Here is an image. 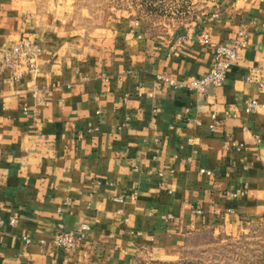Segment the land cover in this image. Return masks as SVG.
Returning <instances> with one entry per match:
<instances>
[{
    "label": "crops",
    "instance_id": "0c3cea01",
    "mask_svg": "<svg viewBox=\"0 0 264 264\" xmlns=\"http://www.w3.org/2000/svg\"><path fill=\"white\" fill-rule=\"evenodd\" d=\"M205 32L247 43L200 93L177 82L210 71ZM24 36L38 69L0 74V264L173 260L203 233L264 222V0H216L180 26L0 0V47ZM60 224L87 225L79 246L55 245Z\"/></svg>",
    "mask_w": 264,
    "mask_h": 264
},
{
    "label": "rangeland",
    "instance_id": "374dc122",
    "mask_svg": "<svg viewBox=\"0 0 264 264\" xmlns=\"http://www.w3.org/2000/svg\"><path fill=\"white\" fill-rule=\"evenodd\" d=\"M48 1V0H43ZM86 22L111 16H135L153 23L183 25L210 11L216 0H49ZM141 264H264V222L241 234L203 233L191 240L179 259Z\"/></svg>",
    "mask_w": 264,
    "mask_h": 264
},
{
    "label": "built area",
    "instance_id": "2783aa9c",
    "mask_svg": "<svg viewBox=\"0 0 264 264\" xmlns=\"http://www.w3.org/2000/svg\"><path fill=\"white\" fill-rule=\"evenodd\" d=\"M202 38L209 44L213 51L214 62L210 71L204 76H191L188 80L177 82V85L186 87L189 90L204 93L210 87L221 86L231 69V67L239 60V50L247 43L243 34L237 38L232 45L212 42L209 33L202 34ZM42 49L39 44L30 36H24L20 40L12 42L10 45L0 47V74L8 69L13 79L17 80L26 74H31L38 69L39 60ZM264 73V67L262 68ZM248 80H253L252 76L247 77ZM259 84L264 87V76L256 78ZM259 103L255 99L247 102L246 111L250 112L257 108ZM247 193L246 188H239L231 192L234 197L242 196ZM195 212L201 213L203 210L196 208ZM172 218V215L168 216ZM18 222L16 217H11L8 224L15 225ZM6 224L3 218H0V225ZM87 225L82 226L77 230H65L63 225H59L58 231L53 237V241L59 248H76L84 238V229ZM26 242L30 243L31 239L26 238Z\"/></svg>",
    "mask_w": 264,
    "mask_h": 264
}]
</instances>
